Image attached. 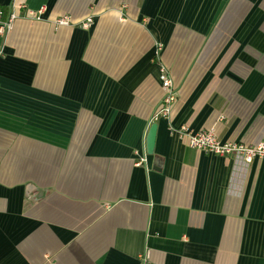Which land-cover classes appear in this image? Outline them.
<instances>
[{
	"label": "crops",
	"instance_id": "0c3cea01",
	"mask_svg": "<svg viewBox=\"0 0 264 264\" xmlns=\"http://www.w3.org/2000/svg\"><path fill=\"white\" fill-rule=\"evenodd\" d=\"M4 8L18 16L0 35V264H264V156L171 130L264 143V0ZM163 68L178 95L155 117Z\"/></svg>",
	"mask_w": 264,
	"mask_h": 264
},
{
	"label": "built area",
	"instance_id": "2783aa9c",
	"mask_svg": "<svg viewBox=\"0 0 264 264\" xmlns=\"http://www.w3.org/2000/svg\"><path fill=\"white\" fill-rule=\"evenodd\" d=\"M42 11H29L32 18H39ZM17 13L10 11L6 16L0 10V35L5 37L14 25ZM68 17H62L58 23H68ZM88 24V23H85ZM3 52V44L0 43V54ZM160 79L165 90L164 97L156 111L155 117L159 115L169 117L173 110V105L177 99L178 89L174 85L173 79L166 68L162 69ZM181 139H186L188 145L208 153L220 156H235L242 159L245 163H251L257 156H264V143L259 145H248L238 141H224L220 139L214 129H203L198 132H191L187 126L171 127ZM148 162L147 153L138 159V165H146Z\"/></svg>",
	"mask_w": 264,
	"mask_h": 264
},
{
	"label": "water",
	"instance_id": "95a60500",
	"mask_svg": "<svg viewBox=\"0 0 264 264\" xmlns=\"http://www.w3.org/2000/svg\"><path fill=\"white\" fill-rule=\"evenodd\" d=\"M157 123H153L149 129L148 135H147V150L148 153L154 152V147L156 143V135H157Z\"/></svg>",
	"mask_w": 264,
	"mask_h": 264
},
{
	"label": "trees",
	"instance_id": "16d2710c",
	"mask_svg": "<svg viewBox=\"0 0 264 264\" xmlns=\"http://www.w3.org/2000/svg\"><path fill=\"white\" fill-rule=\"evenodd\" d=\"M3 11H4V13L7 15L8 8H4Z\"/></svg>",
	"mask_w": 264,
	"mask_h": 264
}]
</instances>
